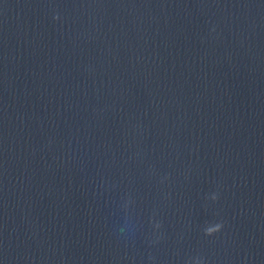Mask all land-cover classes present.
<instances>
[{
	"label": "water",
	"instance_id": "obj_1",
	"mask_svg": "<svg viewBox=\"0 0 264 264\" xmlns=\"http://www.w3.org/2000/svg\"><path fill=\"white\" fill-rule=\"evenodd\" d=\"M211 142L264 228V0H94Z\"/></svg>",
	"mask_w": 264,
	"mask_h": 264
}]
</instances>
